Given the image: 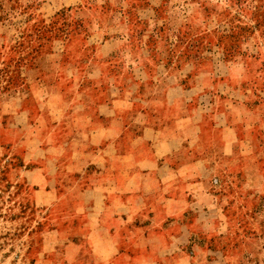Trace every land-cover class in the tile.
I'll use <instances>...</instances> for the list:
<instances>
[{
  "label": "rangeland",
  "instance_id": "1",
  "mask_svg": "<svg viewBox=\"0 0 264 264\" xmlns=\"http://www.w3.org/2000/svg\"><path fill=\"white\" fill-rule=\"evenodd\" d=\"M129 59L151 72L163 60L184 108H208L203 144L216 154L184 236L157 239L151 223V240L104 257L72 223L85 213L82 180L71 189L57 175L42 195L31 170L61 139L51 109L109 102ZM0 264H264V0H0Z\"/></svg>",
  "mask_w": 264,
  "mask_h": 264
},
{
  "label": "crops",
  "instance_id": "2",
  "mask_svg": "<svg viewBox=\"0 0 264 264\" xmlns=\"http://www.w3.org/2000/svg\"><path fill=\"white\" fill-rule=\"evenodd\" d=\"M124 64L128 85L123 90L111 85L109 102L51 109L52 132L61 139L46 142L51 153L41 154L31 170L36 179L30 183L42 195L56 190L57 175L71 189L82 180L85 213L72 223L99 240L104 257L120 253L122 241L151 240V223L160 226L157 239L184 236L185 211L200 208L202 197L208 196L197 180L211 173L210 154H216L214 145L207 150L203 144L201 114L208 108H184L186 88L164 72L163 60L154 64L153 72L137 62L132 66L131 59ZM96 76L87 73L88 79ZM98 79L105 78L98 74ZM63 124L65 131H55ZM210 127L221 129L218 123ZM228 128L223 127L221 137L226 158L233 142ZM172 225L179 226V233L166 234L165 227Z\"/></svg>",
  "mask_w": 264,
  "mask_h": 264
}]
</instances>
